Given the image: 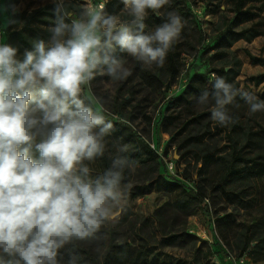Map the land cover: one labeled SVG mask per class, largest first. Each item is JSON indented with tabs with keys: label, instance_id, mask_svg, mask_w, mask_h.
<instances>
[{
	"label": "clouds",
	"instance_id": "1",
	"mask_svg": "<svg viewBox=\"0 0 264 264\" xmlns=\"http://www.w3.org/2000/svg\"><path fill=\"white\" fill-rule=\"evenodd\" d=\"M121 2L130 19L107 13L103 4L54 0L47 42L33 41L23 59L17 47L0 44V264H82L76 243L97 239L125 209V172L135 162L127 144L109 151L114 125L96 107L100 101L83 93L97 75L119 81L131 74L117 51L163 67L184 23L168 12L166 22L146 32L149 10L160 15L170 0ZM237 95L251 113L264 110V102L216 76L214 122H234L226 106ZM209 96L204 91L198 103ZM106 153L110 166L93 175L90 164Z\"/></svg>",
	"mask_w": 264,
	"mask_h": 264
},
{
	"label": "rangeland",
	"instance_id": "2",
	"mask_svg": "<svg viewBox=\"0 0 264 264\" xmlns=\"http://www.w3.org/2000/svg\"><path fill=\"white\" fill-rule=\"evenodd\" d=\"M111 1L73 0V3L103 4L107 13L130 19L121 0L109 3ZM188 5L194 14L189 15V19L180 13L181 10L186 13L184 5L171 0L160 10V14L166 16L168 12H176L184 23L180 38L167 53L163 67L149 68L127 53L117 51L131 74L119 81L108 75H97L83 93L94 103L98 99L100 103H96V107L115 121L127 119L158 156L150 159L146 167H134L125 172L124 182L127 179L129 182L124 184L130 185L125 209L117 221L107 223L102 229L111 234L115 243L130 245L138 254H146L150 264H234V259L240 258L244 259V264H264V180H259L254 170L256 165H264V136H252L264 128V113L259 124L248 118L247 113L239 124L235 117L242 113L231 111L228 115L234 122L227 126L217 124L210 115L202 124L186 128L184 123L189 112L198 114L206 107L211 111L213 106L197 101L190 109L167 110V101L182 94L196 73L206 74L226 64V60L232 62L231 54L228 59L217 55L227 51L242 62L236 79L239 89L264 98V83L255 86L250 82L251 78L264 75V66L254 65L248 56L250 52L264 58V35L251 42L247 40L255 33H264V8L260 17L248 20L247 16H236L232 0H189ZM251 5L248 3L246 8ZM262 5L264 0L254 3L256 12ZM47 6H55L54 0H0V44L6 42L8 14L29 15ZM47 13L50 15L41 16L39 20L48 19L54 24V9ZM152 14L149 10L146 32L161 25L152 19ZM231 27L243 30L245 39L231 48L227 47L229 41L224 43L226 47L217 48L220 32ZM168 115L172 119L167 123L170 131L166 132L164 124ZM197 128L205 135L203 143L188 144ZM114 129L106 138L110 152L115 153L113 144L117 142L129 146L127 156L139 152V144L128 138L127 132L120 133L115 126ZM200 148L216 154L210 166L197 161L194 151L198 153ZM227 159L234 160L233 169L225 171ZM108 164L111 160L106 153L90 164L93 175L101 174ZM155 177L158 180L152 191L141 194V188L147 184L145 180ZM190 190L202 194L204 202L188 215L187 209H180L175 203ZM162 230L179 234L174 245H166ZM109 241L106 234L79 243L101 259L105 252L103 243Z\"/></svg>",
	"mask_w": 264,
	"mask_h": 264
},
{
	"label": "trees",
	"instance_id": "3",
	"mask_svg": "<svg viewBox=\"0 0 264 264\" xmlns=\"http://www.w3.org/2000/svg\"><path fill=\"white\" fill-rule=\"evenodd\" d=\"M112 0L109 3H114ZM174 4H183V9L186 13L181 10V15H184L187 19L190 16H194L191 7L188 5L189 0H171ZM235 3V11L236 16H247L248 20H254L260 17V13L263 11L264 5L261 6L260 11L256 12L254 3H257L258 0H232ZM248 3H252L253 5L246 8ZM55 6H47L40 10L35 11L32 14L27 13H16V14H8V23L5 29V38L7 44H10L14 47L19 49L18 55L20 59H23V53L25 49L32 50L33 48V41L38 39H43L47 42L50 38L51 33L48 31L49 27L54 26L53 22L50 20H39L41 16H49L50 14L47 13L50 9H54ZM152 19H154L157 23H164L167 21V16L165 14L157 15L153 12L151 15ZM241 23V22H239ZM203 35V34H202ZM263 32L255 33L247 38L249 42L254 40L255 38L263 36ZM241 39H245V34L242 31H236L233 27H231L227 31L220 32V37L218 41L217 48L226 47L224 43L229 41V45L227 47L231 48L236 42L240 41ZM233 57V61L230 62L226 60V64L221 67H214L206 74H199L196 73L192 79L190 80L189 84L185 88V90L177 97L171 98L167 101V110L168 112H177L183 108H193L195 102L198 101L199 96L204 92L208 91L210 93L208 103L214 107V100L211 97V93L213 91V83L214 79L211 78L212 75L223 77L226 82L232 84L235 88L239 89V83L236 82L237 77L240 74L242 62L240 59L234 57L230 51L227 52H220L217 55L219 58L228 59L230 56ZM216 55V56H217ZM248 56L252 60L254 65H262L264 66V58H260L257 56L252 55L248 52ZM211 62L212 59L209 58ZM176 73H174V76ZM250 82L254 83L255 86H260L264 83V75L253 77L250 79ZM257 101L264 102V98H256ZM228 114L233 111V113H242L241 115L235 117V120L238 121L240 124V119L246 117V113L248 114V118L254 120L256 124H259V120L262 118V114L264 110L257 111L256 113H251L249 110V104L243 99L240 95H237L233 101V103L226 106ZM105 116L106 120H109L113 123L116 129L120 130V133L124 131L127 132L126 135L128 138H133L140 146L139 152L130 154L128 157L130 160L135 162V167H146L148 163L152 160L156 159L157 154L152 150L150 143L147 139H145L142 135L139 134L135 130V128L131 125V123L127 119L121 118L120 120L115 121L114 118L105 112H102ZM211 115V111L208 110L206 107L202 112L198 114L190 113L187 116V120L184 123L185 127H189V125L195 124H202L203 120H207L208 117ZM171 120V116L165 120L164 130L169 132V128L167 127V123ZM208 123V121H206ZM243 127V126H242ZM253 137H262L264 136V128H261L254 134ZM205 135L200 134V129H196L194 131L193 136L188 144L192 143L195 145H199L203 143ZM174 138V137H173ZM172 138V139H173ZM179 150L182 149L181 146H178ZM186 147V146H185ZM200 147V146H197ZM184 148V147H183ZM204 152V153H203ZM194 155H196L197 161H202L206 163V165L210 166L212 160L215 157V153L211 151L207 152L203 148H200V152L194 151ZM205 156V158H203ZM235 159V156L234 158ZM227 164L225 167V171L233 169V161H229L227 159ZM110 164L107 165V168ZM159 167L157 166V171ZM254 169V168H253ZM255 173L259 180H264V165H256ZM157 177L146 179L145 182L147 183L145 186L141 188V194H147L152 191L154 184L157 182ZM129 179L126 180L128 183ZM224 189V188H223ZM225 190V189H224ZM229 198V196H227ZM230 201H233L230 197ZM204 202V197L202 194L195 190H190L187 194L183 196L180 200L176 201L175 205L180 209H187L188 215H190L198 206H200ZM163 239L168 246L174 245L176 239L179 237V234L172 231H161ZM108 234L110 241L108 244L103 243L102 248L105 250L103 254H101L100 258L98 259L94 257L88 248L80 244L79 242L76 243L75 248L76 251L83 257L82 264H149L148 257L146 254L140 252L139 254L136 252L135 248L126 245L123 243H115L114 239L112 238L111 234L108 231L101 228L100 232L97 236L103 237L104 235ZM64 259H67L66 251L61 250Z\"/></svg>",
	"mask_w": 264,
	"mask_h": 264
},
{
	"label": "built area",
	"instance_id": "4",
	"mask_svg": "<svg viewBox=\"0 0 264 264\" xmlns=\"http://www.w3.org/2000/svg\"><path fill=\"white\" fill-rule=\"evenodd\" d=\"M234 264H244V259L240 258L239 260L234 259Z\"/></svg>",
	"mask_w": 264,
	"mask_h": 264
},
{
	"label": "crops",
	"instance_id": "5",
	"mask_svg": "<svg viewBox=\"0 0 264 264\" xmlns=\"http://www.w3.org/2000/svg\"><path fill=\"white\" fill-rule=\"evenodd\" d=\"M148 261H150V260L148 259ZM149 264H150V262H149Z\"/></svg>",
	"mask_w": 264,
	"mask_h": 264
}]
</instances>
